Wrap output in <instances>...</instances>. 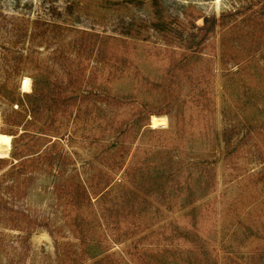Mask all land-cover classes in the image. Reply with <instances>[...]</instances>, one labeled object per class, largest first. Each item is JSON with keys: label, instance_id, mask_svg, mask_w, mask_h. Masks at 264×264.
Masks as SVG:
<instances>
[{"label": "rangeland", "instance_id": "374dc122", "mask_svg": "<svg viewBox=\"0 0 264 264\" xmlns=\"http://www.w3.org/2000/svg\"><path fill=\"white\" fill-rule=\"evenodd\" d=\"M0 135V264H264V0H0Z\"/></svg>", "mask_w": 264, "mask_h": 264}, {"label": "bare ground", "instance_id": "6f19581e", "mask_svg": "<svg viewBox=\"0 0 264 264\" xmlns=\"http://www.w3.org/2000/svg\"><path fill=\"white\" fill-rule=\"evenodd\" d=\"M164 120H165L164 117L152 116L151 125L153 128L165 127V121ZM9 140H10L9 136H1L0 135V153L8 150Z\"/></svg>", "mask_w": 264, "mask_h": 264}]
</instances>
